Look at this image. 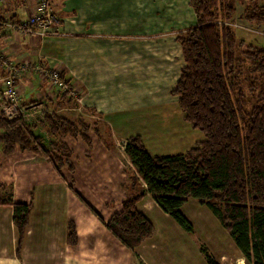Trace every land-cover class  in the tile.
Here are the masks:
<instances>
[{
  "label": "trees",
  "instance_id": "1",
  "mask_svg": "<svg viewBox=\"0 0 264 264\" xmlns=\"http://www.w3.org/2000/svg\"><path fill=\"white\" fill-rule=\"evenodd\" d=\"M239 2L242 10L237 15L235 0H188L193 22L175 35L181 64L169 93L176 97L184 120L198 129L203 139L182 152L150 154L140 135L128 136L123 151L131 170L127 169L125 195L119 210L104 222L128 249L154 233L150 219L136 207L146 193H151L158 206L188 232L192 224L180 207L195 198L229 233L247 262L264 264V39L256 45L237 37L233 25L246 23L263 29L264 0ZM1 22L2 17L0 32ZM64 73L59 70L58 75L69 89L71 83ZM56 88L54 108L75 103L71 89ZM51 102L47 97L22 105L35 109ZM37 127L45 128L47 142L35 133ZM90 129L81 117L71 118L46 109L32 123L19 116L0 118V149L4 155L16 148L28 150L44 156L58 173L66 170L72 174L73 149L62 139H79L89 149L93 143ZM94 133L100 137L96 129ZM0 203L12 207L19 254L32 199L13 201L10 193ZM66 242L72 246L78 242L72 219L66 224ZM200 252L206 264H218L202 246ZM138 264L144 263L140 260Z\"/></svg>",
  "mask_w": 264,
  "mask_h": 264
},
{
  "label": "rangeland",
  "instance_id": "2",
  "mask_svg": "<svg viewBox=\"0 0 264 264\" xmlns=\"http://www.w3.org/2000/svg\"><path fill=\"white\" fill-rule=\"evenodd\" d=\"M34 1V4L27 8V11L37 6L38 0ZM62 1L57 0L58 5ZM71 1L69 5L74 6L72 8L73 14L66 12V16H76V21L79 23L82 20L86 21V11L89 10V16L94 17V19L98 16L102 19H111L112 23L114 21L118 25L116 29H120L116 32L119 31L121 35L125 33L129 36L124 40L120 39L123 40L120 46H114V49L110 50L109 53L110 47L103 40H100L103 44V50L90 48V50L85 51V54H81L79 50L76 54H72L74 61L68 69L66 63L70 55L61 52L63 45L61 47L56 43L53 46L49 43L53 39L49 38L51 35L58 40L63 37L62 18H64L65 12L59 14L57 10L59 11L60 8L56 9L54 0H49L48 9L54 13V18L52 17L49 25V27L52 26L50 34H45L48 29L45 30L46 32L43 29L37 32L33 29L9 25L10 27H6V34H3L2 39L4 36L6 38L4 43L0 36V54L3 55L0 58V81H4V85L6 84L8 79L6 66L25 67L26 70L30 71L14 78L12 92L14 89L15 94L22 95V103L47 97L51 99L52 102L47 106L41 105L35 109H25V116L23 117L26 123L34 122L37 117H40L43 109H46L48 112H55L71 118L81 117L90 124V135L94 139L95 147L94 150H90V148L88 149L90 151L86 150L88 158L85 157L81 160L82 163L79 162L77 171L73 173L76 174L74 179L80 182L78 175L82 176L85 181L82 187L86 189L90 187L92 196L100 199L105 207H109L112 200L113 203L117 202L116 204H118L125 195L124 184L129 171L127 169L131 168L123 151V145L128 136L140 135L142 140L144 139L148 144L151 153L161 154L182 152L203 139V134L184 120L176 97L169 93L176 81L181 64L180 47L175 40V35L186 25H190L193 22L191 21L193 17L188 6V0H85L87 7L84 8L83 6V10H81V0ZM235 4L238 15L242 10V3L235 0ZM82 13L83 15H81ZM233 25L236 28L237 37L252 41L256 45L261 43L257 41L264 39V28H261L262 31L246 23H244L245 26L237 23ZM23 44H30L31 47L35 44L36 47L33 46V52H27L23 50ZM48 55L50 56V63L49 66H46L44 60H49L46 58ZM101 56H105L107 59H101ZM41 60H43L42 64ZM84 60L89 62L83 63ZM50 66L54 67L51 68ZM37 68L44 72L40 74ZM51 69L65 72V78L69 79L71 83L69 89L74 95V104L57 109L53 107L58 90L53 84L52 75L45 74V71L49 72ZM79 71H82L81 76L83 78L80 77ZM115 72L118 75L110 76ZM71 75L75 79L70 77ZM60 82L63 85L58 86L59 88L68 89L64 85V81L61 80ZM95 121L97 122L95 123ZM95 129L100 137H96ZM35 133L44 136V142L49 140L45 134V128L37 127ZM113 141L116 142L115 146L112 145ZM82 147V143H80L78 149L81 151ZM28 153L31 152L16 148L12 153L4 155L0 149V167L3 175L4 170L6 175L9 174V168H6L9 165L8 161H12L14 154ZM34 155L48 161L42 155ZM23 161L29 163V159L21 162ZM48 162L54 169L52 163ZM54 171L61 176L55 169ZM84 171L88 173L85 174ZM65 173L73 175L64 170L63 174L66 175ZM2 184L4 188L0 192V200L8 197L11 192L10 184ZM75 187L79 190L77 183ZM79 192L83 195L81 190ZM87 194L89 195V193ZM116 196L117 199H115ZM147 201L152 208L154 203H152L150 196H148ZM0 206H4V204L0 203ZM152 209L154 210V207ZM181 211L191 222L194 230L191 231V234L185 232L183 238L178 240L174 237L173 241L176 240L179 244L168 247L166 255L163 256L165 264H206L198 250L201 246L209 251L218 264H251L243 258L229 233L206 206L200 204L195 198H189L183 204ZM153 212L154 217L159 220L156 213L159 215L160 211L154 210ZM10 221L11 226L9 228L4 226V262L6 264H12L16 260L11 249L17 248L18 240L17 230L12 219ZM11 227L16 232L15 239ZM169 232L173 234L175 231L171 229ZM185 238L192 242L191 246H185ZM57 239L50 246L47 242L41 244L39 246L40 251L42 252V247H47V250L37 257L49 259L52 264H66L68 260L70 264L95 263L97 258L91 256V251L95 245L89 246V250L82 249V252L80 249L76 252L73 250L74 253H77L74 257L70 248L73 246L66 242V238L64 244L62 235ZM182 241L185 249L184 247L181 248ZM168 242L167 238L165 243ZM64 245L68 247L66 248ZM31 252V248L27 249L25 253L28 255H23V257L32 258L34 255ZM15 257H18V254ZM136 257H134V262L138 264L141 259ZM197 257H200L202 263ZM87 260L89 262H86ZM45 262L42 260L40 264Z\"/></svg>",
  "mask_w": 264,
  "mask_h": 264
},
{
  "label": "crops",
  "instance_id": "3",
  "mask_svg": "<svg viewBox=\"0 0 264 264\" xmlns=\"http://www.w3.org/2000/svg\"><path fill=\"white\" fill-rule=\"evenodd\" d=\"M34 2V0H6L4 3L0 4V16L4 15V18L10 21H16L20 17L27 15V8L34 4ZM69 2L72 1L63 0L62 3L58 5L59 2L54 0L53 3L55 8H60V10H57V12L59 14L63 11L65 12L63 15L64 18H62L63 37L61 40L54 38L52 35L49 37L53 38V41H49L51 45L54 46L56 43H58L57 45H61V47L63 45L61 52L70 55L67 59L68 62L66 63L68 69L74 61L73 55L79 50L81 54H85V51L88 49L90 50V48L102 49L103 44L100 40H103L108 43L110 47L108 51L109 53L114 49V46H120L121 41L129 36L125 33L121 35L119 31L116 32V30L120 29H116L118 28V25H116L114 21L112 23L111 19H102L99 16L94 19V17L89 16V10L86 11V21L82 20L78 23L76 21V16H66V12L73 14L72 8H74V6H70ZM81 5V10H83V6L84 8L86 6V1L81 0ZM83 13L81 15H83ZM3 34H6V28H3L0 32L1 41L4 43L6 38L4 36V39H2ZM23 45V50L27 52H33V49L36 47L35 44H32L34 48L33 46L31 47L30 44ZM46 58L49 60H47L48 62L44 60V64L49 66L50 56L48 55ZM101 59L107 58L105 56H101ZM42 61L43 60H41V64L43 63ZM86 61L84 60L83 63ZM83 66L88 67L87 65ZM53 67L54 66L51 68ZM81 72L82 71H79L80 77L83 78L81 76ZM116 75H118L117 72L112 73L110 76ZM70 77L73 76L71 75ZM62 140H64L73 149L72 160L75 166L74 172H76L79 162L85 157L88 158V155L86 154V150H88V148L86 149V146L80 142L79 139H70L66 137ZM92 141L93 143L90 150H94L95 147L93 138ZM79 142L82 143L83 146L81 151L78 149L80 144ZM143 142L145 144L146 150L150 154H153L154 152L151 153L148 148V144L144 139ZM112 144L115 146L116 142L113 141ZM26 159H29V163L24 161L21 162L22 160ZM11 160L12 163L8 161L9 165L6 168H9L8 175L5 174V170L3 175L0 167V183L2 182L6 185L10 184V193L13 201L28 202L32 199V208L30 210L28 224L26 226L18 257H15V255H17L15 250L16 247L11 249L14 258L16 259L12 262V264H40L42 260L46 261L44 264H52V261L49 259L41 258L40 256L37 257L40 255V253H45L47 250V247H42L41 252L39 246L41 244H46V242L49 244V246L53 245L58 240L57 237L60 235L63 236L62 242L64 244L66 238V224L69 219L74 221L78 236L77 245L70 247L71 252L75 257V254L77 253H74L73 250L76 252V250L78 251L80 249L82 252V249L86 250L89 248V246L95 245L91 251V256L96 257L97 259L93 264H135L134 257L137 258L136 256H138L144 264H165L163 256L166 255V252L169 249L168 247L179 244V242H176V240L173 241L174 237L178 240L179 238H183L185 232L191 234V232L185 231L183 228H181L168 213H165L158 206L151 193H146L144 198L139 203H137L136 207L150 219L154 226V233L152 237L144 240L134 249H128L104 226V222L108 219L109 215L116 209L119 210L120 200L118 204H116L117 202L113 203L112 200L110 206L105 207V204L100 199L92 196L93 193L90 187L88 189L82 187V184L85 183L82 176L78 175L80 182H78L77 179H74L76 174L73 173V175H67L66 173V175H64L63 172H61L60 176L54 171L48 161L40 156L34 155L33 153L21 155L14 154ZM84 173L87 174L88 172L84 171ZM87 176L89 178V174ZM76 183L83 195L79 192V190L76 189ZM1 191L2 189H0V192ZM87 193H89V195ZM78 194L81 195L85 202ZM148 196H150L152 203H154L152 208L154 207V210L160 211L159 215L156 213V215L159 216V220L154 217V210L150 208V204L147 201ZM117 198L118 197L116 196L115 199ZM86 203H88V205H90L103 217V221H100V219L88 208ZM182 206L180 207V210L182 209ZM11 219L12 207L9 205L0 206V264H6L4 262V226L9 228L11 226ZM11 229L15 239L17 236L16 232L14 228L11 227ZM171 229L175 231L173 234H170L169 232ZM192 230H194V228ZM167 238L169 242L165 243ZM184 242L186 247L192 245V242L186 238L184 239ZM184 242H181V248L184 247L185 249ZM64 247L67 248L68 246L64 245ZM29 248H31V253L34 256L32 258L25 256L23 257V255H28L25 253V251ZM198 250L200 252V248ZM161 258H163L162 261H160ZM197 259L201 261L200 257H197ZM86 262L89 261L87 260ZM66 264H70L69 260Z\"/></svg>",
  "mask_w": 264,
  "mask_h": 264
},
{
  "label": "built area",
  "instance_id": "4",
  "mask_svg": "<svg viewBox=\"0 0 264 264\" xmlns=\"http://www.w3.org/2000/svg\"><path fill=\"white\" fill-rule=\"evenodd\" d=\"M5 0H0V4L4 3ZM49 0H38L37 6L33 7L32 9H29L27 11V15L24 17H20L16 21H10L6 18H4V15L0 16L2 17L1 24L3 25V28L10 27L9 25H13L17 28H28L36 30L37 32L40 29L45 30L48 29L45 34L51 33V27H49L52 17L54 18V13L48 9ZM36 5V4H35ZM11 23V24H10ZM50 28V30H49ZM43 34V33H42ZM3 57V55L0 54V58ZM7 75L8 78L6 80V84L4 85V81H0V118H6V119H12L16 116H19L24 120L25 116V108L22 105V98L20 94L14 93V89L12 92V85L14 86V78H18L21 76L22 73L28 70L25 69V67L15 68L12 66L7 67ZM37 71L42 74V70L39 71V68H37ZM59 70L51 69V71L47 72L45 71V74L49 73V75H52L54 79V86H62L63 83H61V79L58 75ZM73 94V93H71ZM6 105V106H4ZM25 121V120H24Z\"/></svg>",
  "mask_w": 264,
  "mask_h": 264
}]
</instances>
